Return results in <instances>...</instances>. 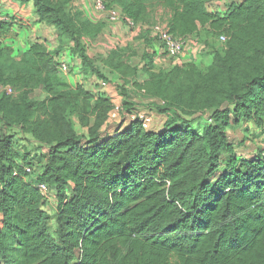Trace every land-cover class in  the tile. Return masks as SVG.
Segmentation results:
<instances>
[{
  "label": "trees",
  "instance_id": "1",
  "mask_svg": "<svg viewBox=\"0 0 264 264\" xmlns=\"http://www.w3.org/2000/svg\"><path fill=\"white\" fill-rule=\"evenodd\" d=\"M12 1L33 5L37 23L74 43L82 69L99 76L95 63L104 58H90L83 37L96 38L100 26L81 12L68 18L51 0ZM102 1L139 25L157 3L170 11L175 37L208 48L202 31L227 40L206 70L187 64L155 72L152 54L144 91L163 102L156 109L168 117L166 131L151 133L134 122L99 142L110 100L72 89L60 55L45 41L31 45L19 64L30 70L28 78L13 72L18 63L6 62L12 51L2 43L14 24H0V84L31 90L40 75L48 94L35 113L27 91L20 104L0 101V264H264V160L238 159L228 138L244 121L264 127V0ZM37 111L42 115L30 123ZM209 112L204 128L191 127L195 115ZM73 116L86 136L75 130ZM25 125L48 149L34 181L25 170H33L29 158L20 159L13 135L4 132ZM39 184L56 192L58 239Z\"/></svg>",
  "mask_w": 264,
  "mask_h": 264
},
{
  "label": "rangeland",
  "instance_id": "2",
  "mask_svg": "<svg viewBox=\"0 0 264 264\" xmlns=\"http://www.w3.org/2000/svg\"><path fill=\"white\" fill-rule=\"evenodd\" d=\"M54 5L61 6L65 9L66 15L68 18L74 19V17H78L77 15L80 14L78 8L76 7V2L78 0H51ZM244 0H237V2L242 3ZM213 11V10H211ZM11 15H9L11 21L14 24L13 29L15 32L11 36V42H3L2 46L4 48H7L8 50H11L10 54L7 57V61H12L14 63H18V69L12 68L13 72L18 71L22 73V76L25 78H28L30 75V70L25 69L21 65H19L24 58L25 52H27L31 45L38 42V40H44L45 36L49 37L51 42H48L49 46H54V52L59 55H66L71 54L74 57L75 56L72 53V49L74 48V43L70 42L69 39L64 38L63 40H60L58 38V32L55 28L51 29V31H46L40 28H35L34 22L30 19H25L17 15V13L10 12ZM0 13V17H2ZM170 11L163 8L162 6L158 5L157 3H150L148 7V13L146 16V21L144 23L145 26H150L156 23H168L170 19ZM84 18V17H83ZM32 19V17H31ZM103 26H100L99 34L97 35V38H100V42L102 43V47L100 49L108 52L110 56L104 58V60H99L101 62L100 64H106L109 68L107 71H100L96 69V72L99 73L96 75L92 72L90 69H83L82 72H84L85 76V85H83V89L89 93L92 94V96H96L102 91V84L105 82L110 85H114L118 91V94L123 96L126 100L128 106H124L125 108H131V103L128 100L130 92L128 90V85L136 86L137 84L135 81L138 80V76L140 78V75L138 73L139 71V64L138 61L141 63L148 59H151V56L143 55L141 57L137 53V49L134 48L136 46V38L134 39V43L127 40L124 42V38L122 35L118 33L116 30H110L107 23L102 24ZM142 30H144L142 28ZM147 30V29H146ZM98 30L93 31L92 29H89V35L92 33H96ZM104 31L109 34L110 39H105V33ZM145 31V30H144ZM18 32V35H17ZM23 33V35L21 34ZM143 35V34H141ZM214 35L211 34L208 30L202 31L201 38L204 41H208L210 45L204 46L203 49L198 47H192L197 48L199 50V54L201 56V59L196 60L194 63H191L197 67H199L201 70H206L211 66L213 54L214 51L219 50L222 51L224 46L223 43L220 41L219 38L223 35ZM86 37V36H85ZM83 37V43L85 44V48L87 47V51L89 54H100L103 55L104 53H100L103 51H98L97 44L94 43V41H89L88 39ZM113 38V41L111 39ZM124 42V44H123ZM14 47V50H13ZM140 57V58H139ZM140 59V60H139ZM142 59V60H141ZM103 62V63H102ZM160 72V71H158ZM42 77L40 75L35 76L34 79L31 82V88L30 89H21V86H11V85H5L0 84V101L1 99L6 96V98L10 99L11 103L13 104H20L21 103V93L24 91H27L29 93L28 96V102L32 104L34 107L32 108L31 112H36L37 106L39 103L43 102L47 99L48 94L46 93L44 87L41 85ZM6 90H11V94H8ZM42 112L37 111L34 118L31 119V122H34L37 120V117L41 116ZM43 117V116H42ZM70 119V122L74 126L77 133L84 137L87 134V130L82 127L81 123L79 122L78 118L73 116ZM114 122V121H113ZM121 121H116L115 123H120ZM247 122L244 121L243 123V129L242 133L245 134L243 138V142H236L238 138L235 136L237 134H233L234 138H232L233 146L235 148V152L238 155L246 154V151L249 150V148H254V146L257 148L261 143L264 142V132L256 131L255 127L253 128V131H251L250 127L245 128V125ZM202 128V127H201ZM232 129V130H231ZM236 126H232L230 128V131L228 132L229 135H231V132H235ZM7 133H10L13 135L14 138V144L16 147V150L18 151V154L20 156V159L23 160L25 157L29 158V161L31 162L30 166L33 168L34 175H32L31 179L32 181L36 180V178L39 177V175L42 173L43 167L46 163V155L48 153V149L45 147H39L38 143L35 141L34 137L28 132V125L23 126V128H13L10 131H4ZM239 133V132H238ZM249 142V143H248ZM37 144V145H36ZM252 149V150H253ZM261 154V153H260ZM259 156V153H258ZM224 166V165H223ZM222 166V167H223ZM57 208H58V202L56 198V192L51 191L47 201L45 203L44 211L50 216V230L52 233V236L54 239H58L57 234V226H56V214H57Z\"/></svg>",
  "mask_w": 264,
  "mask_h": 264
},
{
  "label": "crops",
  "instance_id": "3",
  "mask_svg": "<svg viewBox=\"0 0 264 264\" xmlns=\"http://www.w3.org/2000/svg\"><path fill=\"white\" fill-rule=\"evenodd\" d=\"M94 0H78L76 2V7L78 8V10L82 13L83 17L85 20L89 21L92 25L94 26H103L102 24L107 23L109 26L110 30H116L118 31V33L120 35L123 36L124 38V42H126L127 40H129L130 42L134 43V39L136 38V46L134 48L137 49V53L143 57V55H148V56H152V54L155 53V56L158 54L160 55L161 53L158 52L157 50V46L155 45V48H153V43L152 45L149 44L148 41V36H147V30L145 25L140 24V26L135 29V30H131L129 28H127L125 25L123 24H113L111 22H109L107 14L106 13H102L99 11H96L92 5ZM236 3L237 0H233ZM232 2V1H229ZM218 5V4H217ZM221 10V8H219ZM33 5H21L18 2L12 1V0H0V13L2 15H11V11L13 13H17L18 16L25 18V19H30L32 20V22H34L35 24V28H40L46 31H51V29H53V27L50 26H46L44 24H38L36 21V18L34 16L33 13ZM32 17V19H31ZM142 28L145 30H142ZM15 32V30H12V34L8 37H6L4 39V42H11V36L13 35V33ZM106 31H104L105 33ZM21 34L23 35V33L21 32ZM143 34V35H141ZM18 35V32H17ZM50 37V35H48ZM49 37L45 36L44 40L41 41H45L49 50L54 52V46H49L48 42H51V40L49 39ZM108 38L107 40L110 39L109 34H107V32L105 33V39ZM89 40V39H88ZM100 38L96 37L92 40L89 41H94L95 44H97V48L98 51H103V49L101 50L100 47H102V43L99 41ZM111 41H113V38L111 39ZM123 42V44H124ZM14 49V47H13ZM88 55L90 58H97V56L103 57V56H110V54L105 51L100 52V53H104L103 55L100 54H89V52L87 51ZM145 55V56H146ZM106 58V57H103ZM140 58V57H139ZM201 59V56L199 54V50L197 48H190L188 49L185 54H183L176 62H170L168 60H165L162 56H160L159 59H154V63H155V72L161 71V70H168V69H172L175 66H184L187 64H191L194 63L196 60ZM60 62L64 61L65 63L69 64L71 66L72 72L69 73L68 75L66 74H62V76L67 80L68 84L72 87V89H77L78 87H83V85H85L86 81H85V76H84V72H82V60H80L79 58L74 57L71 54H66V55H60L59 58ZM140 60V59H139ZM142 60V59H141ZM151 60V59H150ZM148 59V57L146 58V60H144V62H140L138 61L139 64V75L140 78L138 76V80H136L135 82L137 84H135L136 86L133 85H128V90L130 91L128 93L129 95V101L131 103V108H125L124 106H128L127 102H125L126 100L124 99L123 96L118 94V91L116 89V87L112 84H107L106 86H103L102 84V89L100 91H102V93H100L101 95H105L111 102V105L113 107V105H122L124 109L126 110H138V111H144L147 112L150 116V129L148 130L151 133H155V134H161L164 131H166V125H167V121H168V117L166 115H163L161 113L158 112V110L156 109L157 106H160L161 104H163V102L158 99V98H154L151 97L149 95L146 94V92L144 91V85L149 81V74H147V72H145L146 70L144 69V66L147 64L148 61H150ZM101 62L96 61V65L99 66L100 71H107L108 70V66L106 64H100ZM110 69V68H109ZM105 83V82H104ZM7 92V90H6ZM96 95L94 96V101H96L98 99V96L100 95ZM211 113H205L204 116H202L201 114H197L193 117V122L191 124L192 128H195L197 130H200L202 128H204L207 124V116H210ZM94 118L92 119V124L94 123ZM246 122V121H245ZM243 123L242 122L239 126H236V130L235 132H231V135H229L228 133V138L230 143L233 144V142L231 141L232 138H234L233 134H237L235 137L238 138V140L236 142H243V138L244 135L241 131L243 129ZM131 127V123L127 122V121H123L120 123H115L112 121L107 120V122L105 123V125L102 127L101 130V135H100V140L99 142L105 141L108 138H111L115 135H117L118 133H122L126 130H128ZM202 127V128H201ZM250 127L251 131H253L252 127L256 128V131H260V132H264V127L263 128H258L256 127L252 122H248L245 125V128ZM232 130V129H231ZM230 131V129L228 130V132ZM239 132V133H238ZM249 143V142H248ZM37 145V144H36ZM255 149L253 148H249L248 151H246V154H242V155H237L238 159L241 160H246V159H253L255 157L261 155L260 153L262 152V143L259 145V147H255ZM253 149V150H252Z\"/></svg>",
  "mask_w": 264,
  "mask_h": 264
},
{
  "label": "built area",
  "instance_id": "4",
  "mask_svg": "<svg viewBox=\"0 0 264 264\" xmlns=\"http://www.w3.org/2000/svg\"><path fill=\"white\" fill-rule=\"evenodd\" d=\"M92 5L96 11L106 13L109 22L113 24H123L131 30H135L140 26L139 24H136L131 18L123 16L120 11L115 9H107L102 0H94ZM9 22H12L9 15L0 17V24ZM145 27L149 33V40L153 42V48L156 49V45L158 52L161 53L160 55L157 54L155 59H159L160 56H162L165 60L176 62L183 54H185L188 49L192 47L203 49V46L197 44L192 38H179L172 35L170 33L168 23L160 22ZM226 40L227 39L225 36L220 38L222 43L226 42ZM59 68L60 72L65 75H68L72 72L71 66L64 61L60 62ZM103 86H106V83H103ZM7 93L11 94V90H7ZM108 120L112 122L121 120L130 123L139 122L147 131L150 129L151 123L150 116L147 112L138 110L127 111L122 105H113L112 110L109 112ZM209 121L211 122V120ZM260 157L262 160H264V142L262 143V152ZM25 170L28 174L33 173L31 168H26ZM14 176H18V173H14ZM37 187L40 193L47 199L50 192L52 191L49 186L46 184H39Z\"/></svg>",
  "mask_w": 264,
  "mask_h": 264
}]
</instances>
